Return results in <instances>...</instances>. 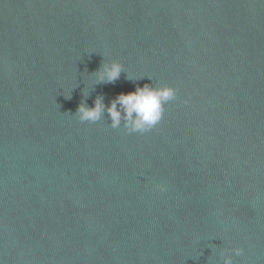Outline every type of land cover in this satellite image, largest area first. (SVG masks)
<instances>
[{
  "label": "water",
  "instance_id": "water-1",
  "mask_svg": "<svg viewBox=\"0 0 264 264\" xmlns=\"http://www.w3.org/2000/svg\"><path fill=\"white\" fill-rule=\"evenodd\" d=\"M144 84L149 132L75 115ZM227 255L264 264V0H0V264Z\"/></svg>",
  "mask_w": 264,
  "mask_h": 264
},
{
  "label": "clouds",
  "instance_id": "clouds-1",
  "mask_svg": "<svg viewBox=\"0 0 264 264\" xmlns=\"http://www.w3.org/2000/svg\"><path fill=\"white\" fill-rule=\"evenodd\" d=\"M122 72L123 65L112 61L103 62L94 75L97 83H113L120 78ZM127 78L132 79L129 75ZM175 97L176 90L172 87L144 84L143 87H136L134 91L118 94L107 106L103 97H97L93 107L81 103L75 115L81 122L96 123L107 113L111 128L116 129L123 125L129 133H146L161 121L164 105ZM155 188L161 192L167 191V186L163 184H157ZM232 252L237 256L243 254L240 248L232 249ZM223 264H233L232 256H225Z\"/></svg>",
  "mask_w": 264,
  "mask_h": 264
}]
</instances>
